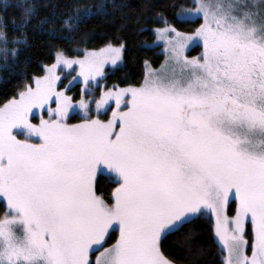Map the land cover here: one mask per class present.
<instances>
[{
	"label": "snow or ice",
	"instance_id": "1",
	"mask_svg": "<svg viewBox=\"0 0 264 264\" xmlns=\"http://www.w3.org/2000/svg\"><path fill=\"white\" fill-rule=\"evenodd\" d=\"M193 3L177 13L202 16L192 33L166 20L153 29L168 55L160 70L145 62L141 83L99 84L105 65L122 59L123 42L74 58L58 49L34 87L25 83L0 106V264H93L101 248L95 264H176L163 241L189 225L183 240L194 254L193 222L209 215L223 264H264V0ZM9 7L20 9L11 40L0 17V72L10 74L20 47L6 45L23 46L29 26L72 40L82 24L108 13L106 0L72 8L53 0L32 24L38 3L5 0L0 11ZM197 38L202 52L189 57ZM61 65L79 66V100L57 88ZM37 108L47 117L33 123ZM77 111L85 118L69 123ZM103 173L115 184L108 199L97 192Z\"/></svg>",
	"mask_w": 264,
	"mask_h": 264
},
{
	"label": "trees",
	"instance_id": "2",
	"mask_svg": "<svg viewBox=\"0 0 264 264\" xmlns=\"http://www.w3.org/2000/svg\"><path fill=\"white\" fill-rule=\"evenodd\" d=\"M190 0H106L108 13L104 16H97L80 26L79 32L74 39L53 38L40 30H34L31 26L27 29V41L23 46L8 44L6 47H20L16 63L11 65L9 71H2L5 79L0 82V106L8 99L16 96L19 88L25 83H31L34 76L43 72L44 65L54 61L58 49L64 50L66 54H73L84 48L98 49L106 43L120 44L125 47L122 53L121 64L108 69L105 80L108 84L129 85L138 84L144 78L145 62L152 67L162 62L160 47L155 42V31L165 23L175 27L177 30L191 32L199 24V19H178L177 13L181 7L188 6ZM14 2L28 3L36 2L40 5L38 15L33 19L32 24L47 14L49 8L45 4H51L53 0H14ZM61 7L72 8L82 4H93L97 0H55ZM175 5V7H174ZM0 7L1 0H0ZM19 21L20 9L9 7L7 11H0L3 23L7 24L8 39L11 40L17 31L10 22L13 19ZM49 25H45L48 28ZM0 27V31H3ZM90 33V36L84 34ZM84 40L81 41V37ZM4 45L0 44V48ZM198 52L194 46L190 53ZM115 184L105 174L97 178V192L103 194L105 199L111 194ZM234 202L230 203L228 212L233 213ZM4 215V206L0 204V218ZM213 220L209 215L207 218H200L193 222L195 234L192 238V253H189L188 245L183 240L184 231L190 227L185 225L180 232L168 236L162 243V251L165 255L176 261V264H222L221 247L216 241L212 230ZM249 233V224L247 225ZM116 230L108 236L105 244L115 239ZM200 249L197 251V249Z\"/></svg>",
	"mask_w": 264,
	"mask_h": 264
},
{
	"label": "rangeland",
	"instance_id": "3",
	"mask_svg": "<svg viewBox=\"0 0 264 264\" xmlns=\"http://www.w3.org/2000/svg\"><path fill=\"white\" fill-rule=\"evenodd\" d=\"M3 2H5V0H1V5L3 4ZM189 3L190 4L188 6H183V8H194L195 7V4L193 3V0H190ZM184 19H199L200 20V24L203 22L202 16L200 18L192 17V18H184ZM164 26H165V23H163V25H161L158 28H161V27H164ZM178 31H180V30H178ZM193 31H191V32L180 31V32L190 34ZM154 44H157L160 47L159 50H160V53L162 54L163 59H162V62L158 66L152 67L150 64L147 63V67H150V68L156 69V70H160L162 68V65H164L165 62H166V56L168 55V53H166V51H165V47H166L165 46V43L162 40H158L157 39L156 33H155V42H154ZM194 46H197L198 47V52H196V53H190V51L192 50V48ZM202 49H203L202 40H200L199 38H197V39L192 40V41L189 42V44L186 47L185 54L187 56H189V57L197 56V55H199L202 52ZM66 55L69 56V57H73V58L74 57H82L84 55V52H83V50H79V51H76V53L66 54ZM121 60L117 63V65H112L111 63L106 64L105 65V68H104V76H105L106 71L108 69H113L114 67L120 65L121 64ZM54 62H55V58H54V61L52 63H54ZM48 65H50V64H48ZM145 70H146V66H145ZM44 74H45V67H43L42 74L37 75V76H43ZM57 74L61 77V79L59 81H57V88L58 89H64V91L66 92L67 95L72 96L74 100H79L81 98V95H82V93H81V87L83 86V78L79 76V66L78 65H74L71 68H67V67H64L62 65L61 66H58ZM104 76H103L102 79L99 80V84L100 85H107L108 87H111L113 84L106 83V80H105V77ZM142 81H143V79H142ZM142 81H140L139 83H141ZM70 82H71V86L70 87H66V85H69ZM31 83H32V86L34 87L35 86L34 85V82L32 81ZM125 86H127V85H123L121 87H125ZM92 94L95 95L98 98L99 97V94H100V88L99 87H95ZM51 106L52 107H55V104L52 103ZM113 107H115L114 102L111 104V107H107L105 110H102V114H101L100 118L106 120L108 118V116L111 114V110H112ZM94 109H95V105H94V102H93V111L91 112V115L92 116H95L96 115V112H95ZM41 114H43L45 117H47L46 108H45V110H43V112L39 108L35 109L34 112L32 114H30V117L29 118L32 120L33 123H38ZM84 118H85V116L83 115V113L80 112V111H77L76 113H73L70 116L68 122L69 123H77V122H79L80 120H82ZM17 135L21 139L24 138V136H23L22 133H19L18 132ZM103 174H105V175L108 176L107 173H103ZM230 203H229L228 208H227V214L229 216H232V215H234L235 204L233 206V213L230 214L228 212ZM213 223H214V221H213ZM248 224H249V234H250L251 224H250V222ZM247 225H246V230H247ZM117 236H118V229L116 230L115 239L117 238ZM115 239L111 243H109V244H105L104 243L103 247L109 246L110 244H112L115 241ZM99 251H102V248L101 249H97L96 252H93L91 254V259L93 261V264H95V256H96L97 252H99ZM248 251H249V254H250V249ZM221 255H222V249H221ZM222 264H223V260H222Z\"/></svg>",
	"mask_w": 264,
	"mask_h": 264
}]
</instances>
